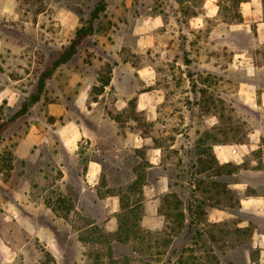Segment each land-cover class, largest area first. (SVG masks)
Returning <instances> with one entry per match:
<instances>
[{"label":"rangeland","instance_id":"rangeland-1","mask_svg":"<svg viewBox=\"0 0 264 264\" xmlns=\"http://www.w3.org/2000/svg\"><path fill=\"white\" fill-rule=\"evenodd\" d=\"M98 1L0 0V92L10 93L0 104V264H264L255 246L264 218L238 209L244 196L264 193V183L251 171L264 167L263 150L252 151L241 164L220 163L213 151L214 144L248 142L260 123L258 113L240 98L247 74L244 67L230 65L234 51L206 44L212 25L238 18L239 0L222 2L219 20L201 29L190 18L203 10L205 0H107L106 11L93 21V34L54 70L41 99L15 117L37 92L41 73L52 68L76 29L90 22ZM155 15L163 25L150 27L149 44L142 49L133 28L143 29ZM241 39L254 46L251 34ZM259 51L264 53V45ZM143 66L154 73L151 85L137 73ZM106 82L111 84L105 87ZM81 88L96 99L105 93L98 110L87 114L75 106ZM145 91L157 95L155 112L133 113L138 94ZM50 102L66 108L59 124L67 118L91 125L102 119L105 127L112 126L109 133L137 132L149 136L152 145L162 144L159 164L148 162L144 146L136 154L127 152V165L138 168L143 183H156L167 170L170 191L144 194L142 186L141 192H129L130 172L113 171L115 164L106 163L112 168L98 194L110 191L125 199L110 213L96 193L82 190L86 160L101 158L92 146L83 143L79 158L66 160L65 174L54 138L18 158L16 145L31 124L51 128L48 123L56 117L48 113ZM111 138L113 146L124 143ZM213 208L229 214L214 221ZM46 233L54 240L47 241Z\"/></svg>","mask_w":264,"mask_h":264},{"label":"crops","instance_id":"crops-1","mask_svg":"<svg viewBox=\"0 0 264 264\" xmlns=\"http://www.w3.org/2000/svg\"><path fill=\"white\" fill-rule=\"evenodd\" d=\"M224 1L225 0H205L203 10L191 16L192 26L201 29L208 24L209 20H219L221 3ZM238 3V18L232 22H226L224 20L218 22L216 25H212L207 32L206 44L210 46V48L222 44L224 48L226 47L234 51L236 58L230 62V65L244 67L247 74L245 79L240 82V98L259 115V126L256 128L255 132L249 134L250 139L248 142L220 143L213 145V151L220 163L235 162L236 164H241L245 161L247 155L256 149L263 150L264 161V53L259 51L260 47L264 45V0H239ZM161 25H163L161 16L155 15L149 17L142 25L146 29L133 28L132 35L135 36L134 34H136V40L139 44L138 47L143 49L144 46H148L150 35L147 31L149 32L151 26L153 28V26L159 27ZM244 34L252 35L254 46L248 45L245 40L241 39ZM237 36L239 39L235 41L234 38ZM125 63L128 64L130 62L126 61ZM209 64H211V62L207 61V65ZM137 73L146 86L152 84L154 73L149 66L138 68ZM109 84H111V82H109ZM109 84H105V87L109 86ZM9 94L10 93L6 90L0 92V104L6 98H9ZM104 94L105 93L95 95L98 97L96 99L90 95L87 89L81 88L76 94L73 103L78 109L87 111V114H90L98 110L99 107L97 108L96 106L100 103V99ZM157 100V95L151 93V91L139 93L136 98L135 108L137 110H145L153 113L155 112L154 109L156 108L155 104ZM47 110L50 115L56 117V119L48 123L51 128L47 131L42 125L31 124L28 132H26L25 136L18 145H16V156L22 158L25 149L32 152L33 149L36 148V145L43 143L44 140H52L54 138L56 141H54V143L52 141L51 144L56 148V151L59 149L62 153V158L58 160L59 154H57L56 159L61 171L65 174L69 171L66 160H68V158H79L81 155L79 149L83 143L92 146V152H97L98 156L101 155V158L91 157L86 160L85 168L81 171L80 176L83 183L82 190L89 189L96 193L97 198L103 203L105 211L110 213L117 212L122 206L121 194H114L110 191H106V193L101 196L98 194V185L107 170L112 168L115 164V168H112L113 171L122 173L130 172L129 175H131L132 181L129 185L136 181L139 175H141L138 173V168L131 167L129 169L127 165V156L129 153L127 152L130 151V153L136 154L135 152L137 149L139 150L146 146L149 156L147 158L149 160L148 162L152 164H159L162 162L163 145L159 143L158 145H152L149 136H144L137 132H131L132 134L127 133L126 135L116 132L109 133L111 132L110 127L112 126L109 127L107 125L108 127H105L101 122L102 119L100 122L91 125L87 122H79L67 118L62 120L59 124L61 116H65L66 114L64 104L50 102ZM112 135L117 138L121 137L124 143L121 146H113L115 144L112 141ZM172 146H174V144ZM111 154L118 159L112 160L110 158ZM118 160L123 162V165H117L113 162ZM110 162L112 166H108L109 164L106 165V163ZM257 163V160H252V164ZM152 167H156V165L147 166L146 169ZM250 170L251 169H249V171ZM251 171L259 175L257 179L259 183H264V167H257ZM170 184L171 177L169 173H167V170H164V172L158 176L156 183H149L148 180L147 182L145 180L142 186L144 187V194H150L151 189L161 194L170 191ZM248 184L249 183H244L238 186L244 187ZM157 199L158 198H156V201ZM151 200L153 201L154 198ZM238 209L241 212L255 214L264 218V193L244 196L240 199ZM226 213V210L213 208L210 210L209 216H212L214 221H217L221 220L224 217L223 214ZM227 214H229V212ZM258 237L259 241H255V246L259 245L262 257L264 258V233L258 232ZM45 238L47 241L51 242L54 240V235L46 233Z\"/></svg>","mask_w":264,"mask_h":264},{"label":"trees","instance_id":"trees-1","mask_svg":"<svg viewBox=\"0 0 264 264\" xmlns=\"http://www.w3.org/2000/svg\"><path fill=\"white\" fill-rule=\"evenodd\" d=\"M106 8H107V0H99L91 12L90 22L84 23L76 29L75 37L73 38L71 43L64 49V51L60 54L59 58L54 62L52 68L47 69L41 73V75L39 77L37 92L31 94L28 97V99L24 101L22 108L15 115V117H18V116L26 113L30 104L36 103L41 99V95L43 94L42 92L44 91L46 81L53 75L52 73L54 72V70L59 65L68 62L76 54V52L78 50V46H79V44H81L82 39L85 38L86 36L93 34V32H94L93 21L95 19H98L100 14L106 11ZM184 61L187 64L188 59L185 58ZM105 84H108V82H106ZM135 110H136V108L134 107L133 113L135 112ZM2 129L3 128L0 125V139L2 136ZM215 158H217V157H215ZM192 166L195 167L196 165H192ZM144 178H145V176L143 174L139 175V177L136 179V181H134L131 185L128 186V190L130 192H135V191L141 192L140 190L142 188ZM123 200H125V199L122 196V201ZM127 206H129L128 203L126 204L125 207H127ZM188 210L190 213H192V207L191 206H189ZM180 216L184 217L185 214L181 213Z\"/></svg>","mask_w":264,"mask_h":264}]
</instances>
